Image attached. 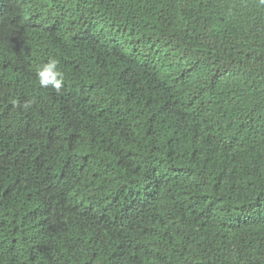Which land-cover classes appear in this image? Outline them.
<instances>
[{
	"label": "trees",
	"instance_id": "trees-1",
	"mask_svg": "<svg viewBox=\"0 0 264 264\" xmlns=\"http://www.w3.org/2000/svg\"><path fill=\"white\" fill-rule=\"evenodd\" d=\"M0 264H264V5L0 0Z\"/></svg>",
	"mask_w": 264,
	"mask_h": 264
},
{
	"label": "clouds",
	"instance_id": "clouds-1",
	"mask_svg": "<svg viewBox=\"0 0 264 264\" xmlns=\"http://www.w3.org/2000/svg\"><path fill=\"white\" fill-rule=\"evenodd\" d=\"M260 4L264 5V0H259ZM39 86L41 88H52L59 92L63 86L65 76L63 71L58 66V61L55 58H49L38 66L36 70Z\"/></svg>",
	"mask_w": 264,
	"mask_h": 264
}]
</instances>
